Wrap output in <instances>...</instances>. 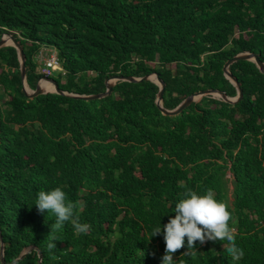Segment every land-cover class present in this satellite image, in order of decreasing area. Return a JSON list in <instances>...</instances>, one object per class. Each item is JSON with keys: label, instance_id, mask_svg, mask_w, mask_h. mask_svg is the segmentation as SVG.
Listing matches in <instances>:
<instances>
[{"label": "trees", "instance_id": "16d2710c", "mask_svg": "<svg viewBox=\"0 0 264 264\" xmlns=\"http://www.w3.org/2000/svg\"><path fill=\"white\" fill-rule=\"evenodd\" d=\"M5 34L23 49L29 89L51 78L35 61L49 48L67 95L27 98L15 48L0 47V264H161L152 229L188 190L226 206L244 256L194 242L176 264H264V72L253 62L227 66L236 102L204 95L175 116L161 114L150 80L72 96L158 74L166 110L207 90L234 98L223 68L245 52L264 64V0H0ZM55 187L74 208L49 249L55 217L34 203Z\"/></svg>", "mask_w": 264, "mask_h": 264}, {"label": "clouds", "instance_id": "9594fccd", "mask_svg": "<svg viewBox=\"0 0 264 264\" xmlns=\"http://www.w3.org/2000/svg\"><path fill=\"white\" fill-rule=\"evenodd\" d=\"M34 205L38 211L46 210L55 217L48 233L47 247L51 249L55 247L54 241L57 240L55 233L73 217V203L67 199L66 193L60 187H55L38 191ZM172 212L175 215L170 216L165 224L160 223L152 229L151 237L162 234L164 241L161 264H176L173 253L182 246L186 248L185 254L189 250L195 251L194 242H198L199 245L206 242H225L227 244L225 251L233 261L243 258L244 251L235 243L234 232L228 226L232 216L224 204L215 201L212 191L206 190L203 194L192 190L186 191L184 198L175 203ZM73 227L77 232L84 233L89 225L74 221ZM11 264H15V261L13 260Z\"/></svg>", "mask_w": 264, "mask_h": 264}, {"label": "water", "instance_id": "95a60500", "mask_svg": "<svg viewBox=\"0 0 264 264\" xmlns=\"http://www.w3.org/2000/svg\"><path fill=\"white\" fill-rule=\"evenodd\" d=\"M10 40H11V44H9V46H12L13 48H15L16 52H17V56L20 62V76L23 82V90L25 93V96L29 99H32L38 95L41 94H46V93H56V94H64L67 95V93H65L64 91H62L58 84L56 83V81L52 78L49 77H41L43 80H45L46 82L50 83L53 87V91L51 92H45L43 91L39 85L38 82L41 79H38L37 84L35 86L34 90H31L27 87L26 83H25V56L23 54V49L19 43V41H17L12 35H7ZM7 44H5L3 38H0V47L6 46ZM237 60H247V61H251L253 62L256 67L259 69L260 72H264V64L262 62L259 61L258 56L256 54L253 53H249V52H245V53H239L237 55H235L232 59L228 60L223 68L224 71V75L226 78H228L233 85L236 88V96L234 98H228L223 92L217 91V90H207L204 92H199L196 93L192 96L187 97L185 100H183L176 108L172 109V110H166L164 108H162L161 106V101H162V95H163V90L165 87V84L163 83V81L160 79L158 74H151L154 76L155 81H152L153 83H155L158 87H159V91L157 93V97H156V105L158 107V109L160 110L161 114L163 115H167V116H175L178 115L185 107H187L190 103L194 102L193 97L195 95L198 94H204V95H211V94H216L220 97V99L224 102L227 103H234L236 102L240 97H241V89H240V85L239 83H237L236 79L229 73V71L227 70V66ZM151 75H147V76H143L141 78H135V77H131V76H127V77H122V76H117V77H113L109 80L105 81V85H106V90L105 92L101 93V94H96V95H72L75 98H79V99H83V100H90V99H97V98H102L104 96H108L111 93L112 87L114 84L110 83V80H116V81H128V82H138L141 80H150L149 76ZM151 81V80H150ZM27 88L30 90V92H27ZM29 251V250H27ZM22 256V254H21ZM20 256V257H21Z\"/></svg>", "mask_w": 264, "mask_h": 264}, {"label": "rangeland", "instance_id": "374dc122", "mask_svg": "<svg viewBox=\"0 0 264 264\" xmlns=\"http://www.w3.org/2000/svg\"><path fill=\"white\" fill-rule=\"evenodd\" d=\"M7 36L6 34L3 35L2 37H5ZM9 45V44H7ZM53 50L49 49V48H41L39 50V53L37 54V56L35 57V61L37 63V71L40 73V74H47L48 76H50L51 78H56L58 76V71H51L50 69H48L45 65H44V60L48 57H50V55L53 54ZM150 80L151 81H155V78L153 75L149 76ZM42 79V78H41ZM43 80V79H42ZM110 83L114 84L116 82V80H110L109 81ZM53 91V90H52ZM51 92V91H50ZM202 96H204V94H198V95H195L193 97L194 101H198ZM210 96L214 97V98H220L218 95L216 94H211ZM229 177V174H227V177ZM229 189H230V185H229ZM230 198V197H229ZM231 200V198H230Z\"/></svg>", "mask_w": 264, "mask_h": 264}, {"label": "built area", "instance_id": "2783aa9c", "mask_svg": "<svg viewBox=\"0 0 264 264\" xmlns=\"http://www.w3.org/2000/svg\"><path fill=\"white\" fill-rule=\"evenodd\" d=\"M44 65L51 71H59L63 73L55 52H53V54L50 55V57L44 60Z\"/></svg>", "mask_w": 264, "mask_h": 264}, {"label": "bare ground", "instance_id": "6f19581e", "mask_svg": "<svg viewBox=\"0 0 264 264\" xmlns=\"http://www.w3.org/2000/svg\"><path fill=\"white\" fill-rule=\"evenodd\" d=\"M3 38L5 44H11V40L8 36L1 37ZM39 87L45 91V92H50L53 90V87L50 83L46 82L45 80L40 79L38 82ZM27 92H30V90L27 88Z\"/></svg>", "mask_w": 264, "mask_h": 264}]
</instances>
